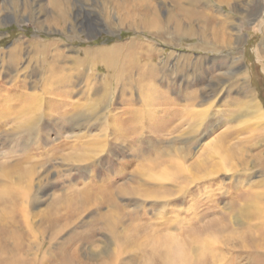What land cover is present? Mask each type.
Listing matches in <instances>:
<instances>
[{
    "label": "rangeland",
    "instance_id": "374dc122",
    "mask_svg": "<svg viewBox=\"0 0 264 264\" xmlns=\"http://www.w3.org/2000/svg\"><path fill=\"white\" fill-rule=\"evenodd\" d=\"M151 1L164 21L172 5ZM63 2L59 24L50 0H0L2 246L17 245L27 264L63 255L75 264H171L166 238L182 249L173 264H264V140L236 85L245 80L264 116L257 22H243L235 49L217 50L172 24L158 35L130 13L121 21L114 0ZM247 10L264 22V0L236 5L233 17ZM132 45L138 60L122 66ZM99 48L112 69L72 61ZM13 49L19 62L9 65ZM146 62L160 72L140 68ZM158 88L164 104L150 95ZM29 95L33 104L15 97Z\"/></svg>",
    "mask_w": 264,
    "mask_h": 264
},
{
    "label": "bare ground",
    "instance_id": "6f19581e",
    "mask_svg": "<svg viewBox=\"0 0 264 264\" xmlns=\"http://www.w3.org/2000/svg\"><path fill=\"white\" fill-rule=\"evenodd\" d=\"M63 1H61V0H50L51 5L57 10V14L55 15L56 16L55 18L57 19V22L59 24H62V21H64V18H66V14H67V9L65 8V3ZM114 1L116 2V4H115L116 11L122 16V17L118 18L121 21H124L127 19L125 17L126 14H124V12L130 13V17H133V20L140 21L141 25H143L146 30H153V32H155L158 35H161L160 32L162 31V25L172 24L174 26L173 32H175V34H182L183 36H186V37H194L195 35H197L202 40L211 42L212 45L214 46V49H217V50H230L231 51V50L235 49V47L233 46V43L238 41V39H239V35H238L239 30L238 29H240L242 27V24H244L243 22H257L254 31L256 33L259 32L260 37H261L260 43L258 45V53L260 55L264 54V49L262 47L263 43H264L263 14L260 16V19L257 20L259 13L251 14L250 11L247 10V12H249V13H247L245 11H244V13L241 12L242 14L239 13V19H236L233 17V13L236 12V5H238V4L241 5V8L243 10H245V7L248 4H250L252 0H243L242 2H241V0H187V3L189 1V5H188L189 8H187V9H181V6H179V0H158L161 3H169L172 5V9L166 10L168 15L164 21H161L159 18L160 9L154 3H152L151 0H120V1L114 0ZM59 6H61V8ZM214 7H215V12H210V10H212V8L214 9ZM102 8H105V11H107L106 7L103 6ZM219 9H221V10H219ZM182 10L184 12H182ZM175 14H177V16H178L177 18L175 17ZM182 16H184V20L182 19ZM65 21H66V19H65ZM182 21L184 22V24H186L185 28L182 27ZM197 25H198V29L196 28L197 30H194V26H197ZM228 27H231V28L233 27V29L235 31V32H233L234 35H232V33H230L227 30ZM233 38H234V40H233ZM215 40H217V41H215ZM32 42H34V43H32L33 46L37 47L36 46V44H37L36 40H34ZM52 44H54V43H48L46 46L44 45L43 48H46ZM137 46L132 45L131 47H133V50L130 49V51L129 50L126 51V54L124 55L123 60L121 62L122 66H124V64L126 62L128 63V65H130L131 63L134 62L135 59L138 60L137 56H139V54L136 50L138 49L139 46L138 47ZM150 51H152V50L150 49ZM150 51H148V52H150ZM83 52H84V58H77V59L72 60L75 64L84 65V64H89L92 61L93 62L99 61L100 64L102 66H104L105 68L112 69L113 61L111 59L113 57H112V54L110 53V51H108L107 49H102V48L86 49ZM18 53H19V51H17L16 49L15 50L13 49L12 51H10L8 54V61H6L5 63H8L9 65L16 64L18 61V57H19ZM119 53L120 52L117 53L118 56H119ZM232 54H233L232 52L229 53L228 61L231 64V68L234 67L235 69L238 70V68H240V62L238 60H235L234 58L231 59ZM61 55L58 52H55L54 59H52L53 62H55L58 58H61ZM151 55L153 56L152 53H151ZM181 67H182V64L179 66V68L176 67V70L180 69ZM140 68H144L145 70H151L152 72H155L157 67L155 68L150 63H147V64L141 66ZM158 71H159V69H158ZM231 73H233V72H231ZM236 73L237 74L235 75V77H237L236 79L238 81L240 80V78L246 77V73L243 72L242 70L239 72H236ZM233 76H234V73H233ZM150 77L154 78V75H150ZM90 80H92V79H90ZM236 85L238 86V90L240 91V93L244 95V98L246 99V102H247L245 105H243V108L246 110V113L248 115L252 116L253 118H257V121H259L257 123L258 124L257 133H259L258 135L262 136L263 140H264V116H263L262 112L260 111L257 103L254 101L255 97H253L252 89L249 88V86L245 82V80H244L243 84L240 83V84H236ZM112 86H113V84H112ZM165 94H166V92L164 90L159 89V90H155L150 95H151V97L155 98L156 100H163L164 101L163 104H164L165 103V99H164ZM150 95H148V96H150ZM15 97L18 98V100L20 102H25L27 99V101H29L31 104L34 103V96L29 95L28 98H26L25 96H21V97L15 96ZM190 97L192 100L193 96L190 95ZM23 105H24L23 107L25 109L28 108V106L26 104L23 103ZM93 113H96L95 110ZM216 146L221 149V146L219 143H217ZM225 154H226V156H231V153H229V151H225ZM23 216L24 217H22V222H26L25 215H23ZM64 221H63V223L66 222V221L65 222ZM24 224H26V223H24ZM54 224L55 223L52 224L53 227H54ZM60 224H61V222H60ZM63 226L61 228H65ZM59 230L60 229L57 228L56 232H58ZM8 231H10V230H8ZM13 238H15V239L19 238V236H16V234L13 233ZM166 240H167L166 238H164L162 240V241H164L162 244H164V247H165L164 256H165V258H167L168 262L173 264L174 262H177L178 259L180 260V257L182 258V249H181V247L175 246V244H173V242H169V245H168V241H166ZM4 243L5 244H3V245H5V246H2V241H0V264H27V262L25 260H22L19 257L21 255L16 256L18 251H19L18 250L19 247L17 245H15V247L9 248L7 246V244H6L7 242L5 240H4ZM16 243H18V242H16ZM28 255H29V253H28ZM70 257L67 255H63L62 259L59 260V262L54 261L53 264H75L73 258H70ZM109 260L107 261L108 264H109ZM77 263L79 264V261Z\"/></svg>",
    "mask_w": 264,
    "mask_h": 264
}]
</instances>
